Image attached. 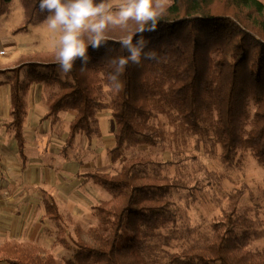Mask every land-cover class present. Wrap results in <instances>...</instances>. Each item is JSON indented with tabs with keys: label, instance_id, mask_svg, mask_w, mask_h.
<instances>
[{
	"label": "trees",
	"instance_id": "obj_1",
	"mask_svg": "<svg viewBox=\"0 0 264 264\" xmlns=\"http://www.w3.org/2000/svg\"><path fill=\"white\" fill-rule=\"evenodd\" d=\"M11 1L0 0V15ZM21 1L25 25L49 14L40 12L39 0ZM168 3L157 31L144 33L158 60L126 67L118 77L119 88L110 79L112 60L127 53L115 41L135 33L133 21L126 29L110 28L106 46L95 50L89 45L88 64L81 70L77 60L63 78L54 51L21 58L12 69L6 125L24 162L27 95L33 83L43 84L47 92L44 119L54 122L61 112L76 111L60 151L64 158H69L78 133L89 142L101 135L99 111L110 110L116 122L110 152L113 161L122 160L121 168L83 175L112 197L93 207L99 221L77 237L68 264H264V247L254 245L264 238V226L240 205L241 191L230 196L208 233L188 238L181 250L171 252L182 208L188 207L187 200L182 205V192L195 197L197 189L212 185V178L167 173L171 166L184 165L176 150L188 147L192 139L196 146L219 145L226 163L250 153L264 166V0ZM24 67L28 69L21 76ZM160 116L169 127L156 121ZM140 145L161 146L174 156L124 159L126 148ZM44 205L52 219H63L55 202L45 199ZM0 263L59 264L33 242L18 240L0 243Z\"/></svg>",
	"mask_w": 264,
	"mask_h": 264
},
{
	"label": "crops",
	"instance_id": "obj_2",
	"mask_svg": "<svg viewBox=\"0 0 264 264\" xmlns=\"http://www.w3.org/2000/svg\"><path fill=\"white\" fill-rule=\"evenodd\" d=\"M7 44H14L13 39L0 40V50ZM7 54V50L0 54V235L7 237L5 240L32 239L34 228L44 217L39 211L45 210V199L55 202L61 214L86 212L87 207L100 203L98 195L103 190L83 175L94 171L116 173L122 160L113 161L110 152L116 142V122L108 109L98 114L101 135L89 142L86 135L78 133L69 158H64L60 151L76 111L61 112L54 122L51 118L44 119L47 92L43 84L33 83L27 95L24 162L14 132L6 125L10 119L14 77L9 70L13 71L12 63L18 65L16 55L2 59Z\"/></svg>",
	"mask_w": 264,
	"mask_h": 264
},
{
	"label": "rangeland",
	"instance_id": "obj_3",
	"mask_svg": "<svg viewBox=\"0 0 264 264\" xmlns=\"http://www.w3.org/2000/svg\"><path fill=\"white\" fill-rule=\"evenodd\" d=\"M46 16L39 17L29 25H25V11L21 0H12L8 3L0 15V40L6 41L13 39L14 44L2 46L0 50H7L8 54L2 59H11L13 55L21 58L31 57L37 53H46L54 51L52 47V34L47 30L43 23ZM13 67L16 62L12 63ZM27 67L21 70V76L25 75ZM11 77L14 76V71ZM0 74V78H1ZM6 78V76H5ZM102 111L98 114L101 115ZM156 121L168 125L167 119L160 116ZM85 139L86 137L82 135ZM81 140V135L78 137ZM177 155L183 158L181 167L171 166L167 173L184 177L189 173H198L199 176H210L212 185L205 189L196 190L195 197L182 192L180 199L185 206V200L188 202L187 209L182 208L183 214H180L179 229L170 248L171 252L181 250L187 243L188 238L208 233L211 230V224L217 220L224 211V207L229 203L232 194L241 191L242 197L240 205L249 210L253 218L260 220L264 226V166L250 153L239 154L233 163H226L221 160V148L219 145H211L209 148L196 146L194 139L189 142L188 147L176 150ZM175 152V153H176ZM146 156L158 160H170L174 153L169 149H163L161 146L152 147L140 145L126 148L124 159L133 156ZM185 178V177H184ZM100 186V185H99ZM103 190L99 202L109 201L112 195L102 186ZM193 201H188L191 200ZM93 206L87 207L85 212L80 215L76 210L74 215L71 212H64L63 219L60 221L52 219L43 208L41 213L44 217L40 225H37L35 236L32 239L22 237L18 239L22 242H33L38 245L44 254H50L56 258L59 264H68L76 252L75 240L87 229L99 221L98 213ZM5 237L0 235V243ZM16 239V238H15ZM255 246L264 247V238L256 239ZM8 264V263H0Z\"/></svg>",
	"mask_w": 264,
	"mask_h": 264
},
{
	"label": "clouds",
	"instance_id": "obj_4",
	"mask_svg": "<svg viewBox=\"0 0 264 264\" xmlns=\"http://www.w3.org/2000/svg\"><path fill=\"white\" fill-rule=\"evenodd\" d=\"M168 6V0H39L40 12L49 13L43 23L53 36L58 74L63 78L77 60L83 70L90 59L89 45L95 50L106 46L110 28L126 29L133 21L138 25L135 33L115 41L127 53L112 60L114 71L110 79L119 88L118 77L126 67L142 66L143 60H158L157 53L148 49L149 40L144 33L157 31L158 21Z\"/></svg>",
	"mask_w": 264,
	"mask_h": 264
},
{
	"label": "built area",
	"instance_id": "obj_5",
	"mask_svg": "<svg viewBox=\"0 0 264 264\" xmlns=\"http://www.w3.org/2000/svg\"><path fill=\"white\" fill-rule=\"evenodd\" d=\"M0 54H5V50L0 51Z\"/></svg>",
	"mask_w": 264,
	"mask_h": 264
}]
</instances>
